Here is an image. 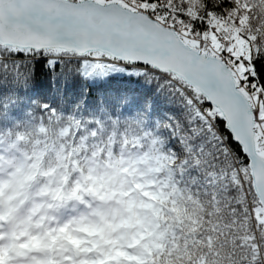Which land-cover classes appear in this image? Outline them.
I'll return each mask as SVG.
<instances>
[{
  "label": "snow or ice",
  "instance_id": "1",
  "mask_svg": "<svg viewBox=\"0 0 264 264\" xmlns=\"http://www.w3.org/2000/svg\"><path fill=\"white\" fill-rule=\"evenodd\" d=\"M262 61L264 0H0V264H264Z\"/></svg>",
  "mask_w": 264,
  "mask_h": 264
},
{
  "label": "trees",
  "instance_id": "2",
  "mask_svg": "<svg viewBox=\"0 0 264 264\" xmlns=\"http://www.w3.org/2000/svg\"><path fill=\"white\" fill-rule=\"evenodd\" d=\"M262 63H264V61H262ZM47 83H48V80H47V76L44 72H41L36 81L34 82L35 85H38V86H43V87H46L47 86ZM126 86V82L125 81H115L113 82L109 87L111 88H117V87H125ZM132 87H136V85H131Z\"/></svg>",
  "mask_w": 264,
  "mask_h": 264
}]
</instances>
